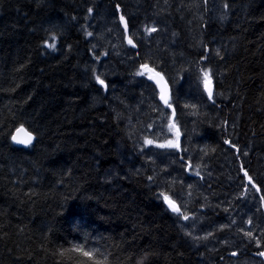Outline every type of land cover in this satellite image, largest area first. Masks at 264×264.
<instances>
[{"label":"trees","instance_id":"obj_1","mask_svg":"<svg viewBox=\"0 0 264 264\" xmlns=\"http://www.w3.org/2000/svg\"><path fill=\"white\" fill-rule=\"evenodd\" d=\"M98 13L107 14L106 34L105 23L92 27L103 22ZM150 68L173 83L186 126L177 150L137 152L127 124L135 93L146 100L155 88ZM119 76L124 86L114 94ZM189 110L201 120L192 140ZM22 126L36 137L28 147L12 139ZM121 148L129 161L117 163ZM200 148L224 160L221 173L210 177L207 165L186 162L207 163L194 155ZM257 156H264V0H0V264H196L184 242L199 253L206 242L182 230L164 199L178 186L159 185L149 164L184 185L190 166L191 206L211 212L220 210L211 200L223 196L228 162L258 181ZM216 184L212 195L207 187ZM216 259L208 250L198 262Z\"/></svg>","mask_w":264,"mask_h":264},{"label":"rangeland","instance_id":"obj_2","mask_svg":"<svg viewBox=\"0 0 264 264\" xmlns=\"http://www.w3.org/2000/svg\"><path fill=\"white\" fill-rule=\"evenodd\" d=\"M72 5L74 4L72 3ZM51 8L53 9L54 7L51 6ZM104 15L107 14L98 13L97 17L103 21ZM109 18H111V16H109ZM109 21L110 23H113V20L111 21L110 19ZM102 23L105 24L99 29L103 30L106 34L107 21L100 23L95 22L92 27ZM237 51L238 48H235L232 55ZM230 54L231 52L225 54L224 58ZM95 65L96 57L94 55L93 62L90 65V69L93 72L97 70ZM117 66L118 63L114 62L115 69H117ZM86 68L87 66H85V69ZM149 72L150 70L147 71V76L149 75ZM102 80L110 86L111 82L109 78H104ZM120 81V76L114 79V94L118 92L117 89L121 85ZM227 81L228 80L224 83H227ZM225 85L226 84H224L223 87ZM121 86L123 87L124 85L122 84ZM128 93L131 94V92ZM135 95L137 99H133V103L129 105L132 116L127 121V124L130 127V133L132 135L136 133L141 136L143 149L147 152L153 151L155 147H158L159 145H165L164 147L166 148H174L167 146L169 141L176 145L178 138L176 127H172L173 112L164 107L159 101V92L157 88L156 91H154V96L158 100L157 104H155L152 93L147 96L146 100L141 91H138V93L136 92ZM230 95L231 93L224 96L225 101H229L231 98L229 97ZM170 104L172 105V98H170ZM155 106L157 112L166 114V116L164 115L162 117L161 122L157 121L150 110L151 107ZM186 108L189 109L188 106ZM137 111L140 112V114H137ZM188 117L192 119V126L188 131L189 139L192 140L194 138L193 124L197 121L200 122L201 120H198L190 110ZM217 136L218 133L216 132V137ZM181 137H183L182 134ZM148 140H151L152 143H147L146 141ZM202 141V136L197 137L198 143ZM245 148L246 151L241 152L238 150V153L235 154L236 158L249 151L248 146H245ZM201 151L202 148H200L194 155L199 159L207 161L204 165H207L210 168V177H214L221 173L220 162L224 160L216 158L213 161L211 151H204L202 153ZM123 160L129 161V158H127L125 151L121 148L118 149L117 163H120ZM225 160H229V156H226ZM254 160L257 163L256 170L258 181L249 176L252 183H249V177L245 176L246 170L244 166L240 170L235 171V168L232 167V161L230 160L228 162L230 176L226 178L227 182L224 180L223 196L221 199L211 200L212 203L220 207V210L211 212L200 211L191 206V204L194 203L192 187L195 184V176L189 175L187 178L188 180L184 185V181L186 180L184 178L182 180H177L176 175L173 172L170 174L159 175L160 170L165 168L164 165L160 163L149 164L158 177L157 183L159 185L167 188L178 186L174 188V196L176 199L180 198L183 205L185 203V212L189 214L188 217L183 220V227L186 229L183 231L187 235L188 233H191L192 236H189L195 240L198 245H200L198 239H202L206 242V250H203L202 253L198 252V248H196V245L190 239H186L184 242L185 246L194 254L196 264H199L198 261L200 257H202L203 253L208 250L217 253L220 257V259H216V261L211 260L208 264H247L248 261H251V264H262L264 262V256L259 255L260 252H264V199H262V197H264V192L261 188L264 184V156H257ZM188 168H190V166H188ZM33 170L36 171L34 167ZM252 184H254L259 191L255 190L252 187ZM114 188L116 187L114 186ZM219 188L220 184H216L213 189L209 186L207 187L212 195L218 194ZM245 188H248V192L244 193ZM178 212L181 213L182 210L180 209ZM246 232H251V236H246ZM223 233L224 238L220 239L218 235ZM233 253H235V255Z\"/></svg>","mask_w":264,"mask_h":264},{"label":"snow or ice","instance_id":"obj_3","mask_svg":"<svg viewBox=\"0 0 264 264\" xmlns=\"http://www.w3.org/2000/svg\"><path fill=\"white\" fill-rule=\"evenodd\" d=\"M124 18L121 17V20H123ZM149 31H155V29H150ZM89 35H91V33H89ZM53 39H55V37H53ZM129 43L131 44L132 41L129 40ZM49 47H55V45H48ZM133 47H135V45H133ZM157 75H159V73H157ZM204 80H205V88L208 91V95H209V99H212V90H211V78L209 76V73L206 71L204 72ZM149 79H152V77H149ZM162 79V78H161ZM97 80L99 83L103 84V81L99 79V77H97ZM161 99L164 101L165 105L171 107V105L169 104V100L167 97V94H162L161 95ZM172 127H175V125L173 124ZM12 139L18 143V144H30L33 137L31 135L30 132L26 131L23 127L17 129V135H14L12 137ZM147 143L151 144L152 141L148 140L146 141ZM227 143V141H226ZM160 147H164L165 145H159ZM168 147H177L178 145L172 144L171 141H169ZM198 174V173H197ZM245 176H247V172H245ZM249 183H252L251 178L249 177ZM253 187H255V185L253 184ZM259 191V189H257ZM165 201L169 204L170 207L173 208L174 211H179V209L176 208L175 204L167 197H164ZM262 199H264V197H262ZM187 217H185L186 219ZM246 236H251V232H246L245 233ZM74 251L79 252L81 255L88 257L89 259L93 258V253L91 251H86L82 246H77L73 249ZM235 255V253H233ZM98 255H103L102 253H98ZM259 255L264 256V252H260ZM93 264H107V260L105 258V260L100 261V260H93Z\"/></svg>","mask_w":264,"mask_h":264},{"label":"water","instance_id":"obj_4","mask_svg":"<svg viewBox=\"0 0 264 264\" xmlns=\"http://www.w3.org/2000/svg\"><path fill=\"white\" fill-rule=\"evenodd\" d=\"M152 77L153 78L151 80L154 81L155 83H157V85L159 86V88L161 90V93L162 94H165L166 93L167 94V97H168V95H169V86H168V84L165 83V81L163 80L162 76L161 75H157V73H155V74L152 75ZM14 135H17V131L15 132ZM32 137H33V139L31 141V143H33L34 142V139H35V137L33 135H32ZM18 145H20V146H27L25 144H18Z\"/></svg>","mask_w":264,"mask_h":264},{"label":"flooded vegetation","instance_id":"obj_5","mask_svg":"<svg viewBox=\"0 0 264 264\" xmlns=\"http://www.w3.org/2000/svg\"><path fill=\"white\" fill-rule=\"evenodd\" d=\"M218 236H219V237H223V236H224V233H223V234H219Z\"/></svg>","mask_w":264,"mask_h":264},{"label":"bare ground","instance_id":"obj_6","mask_svg":"<svg viewBox=\"0 0 264 264\" xmlns=\"http://www.w3.org/2000/svg\"><path fill=\"white\" fill-rule=\"evenodd\" d=\"M182 197V196H181ZM184 205H185V203H184ZM186 206V205H185Z\"/></svg>","mask_w":264,"mask_h":264}]
</instances>
